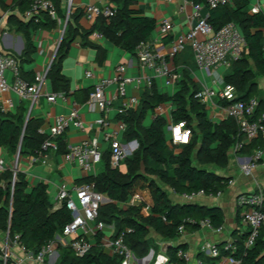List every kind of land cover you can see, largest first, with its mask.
Wrapping results in <instances>:
<instances>
[{
    "label": "trees",
    "instance_id": "trees-1",
    "mask_svg": "<svg viewBox=\"0 0 264 264\" xmlns=\"http://www.w3.org/2000/svg\"><path fill=\"white\" fill-rule=\"evenodd\" d=\"M114 3L113 0H110ZM192 3H203L206 0H190ZM56 9L57 18H52L47 12H41L38 17L24 19L19 14L29 7L28 0H0V9L7 13L6 24L15 28L24 39V48L20 54L9 52L19 60L22 76L26 80H33V76L26 77L22 72V64L30 61V55L35 51L32 32L36 30H52L58 24V19L65 18L63 0H51ZM112 16L105 18L98 16L85 32H98L121 48L134 52L140 41L149 40V35L155 27L154 20L138 15L124 4L115 5ZM249 0H230V2L208 9L207 21L214 30L232 22L239 25L245 42L242 56L231 62L223 81L231 84L236 97L233 100H218L220 106H225L237 100L255 98L258 87L255 74L264 79V12L249 13ZM82 13V12H81ZM71 14L68 17L63 38L59 48L50 63L47 78L54 88L64 86L68 81L61 73V62L68 45L77 35V27L71 23ZM97 60L104 58V50L99 46ZM189 47H185L183 51ZM182 51V52H183ZM181 55V52L179 53ZM177 54L173 59H176ZM188 56H186L188 64ZM190 58L195 64L193 54ZM189 65V64H188ZM190 67V65L188 66ZM177 82L180 85L173 95L160 94L154 84L144 88L139 104L136 108L128 109L118 115L126 123L122 138L125 142L136 140L137 147L124 160L125 169L113 168L110 164V150L102 153V169L95 175L83 178L81 182H93L95 189L101 192L107 201L98 208L96 221L112 225L116 237L123 233L125 244L133 251L137 258L145 257L154 248L150 232L154 231L168 241L180 237L178 227L183 225L184 231L192 233L201 228L200 220L208 219L213 228H219L224 222V214L218 206H207L196 202L172 203L165 189L160 187L151 177L169 187L175 194L191 193L198 190L216 193L223 191L229 183V178L208 170L205 166L223 169L229 161L232 147L243 140L235 120L227 117L220 122L212 121L207 114L205 104L195 98L200 90L188 78L187 68H184ZM258 106L252 119H258L264 113V98H256ZM170 101L172 122L185 121L191 129V139L188 144L172 146L164 133L165 119L156 115L151 123L143 125L147 111L158 106L161 102ZM26 107L20 104L14 113L3 112L0 109V147L8 155H16L19 147V157L31 155L47 138L46 134L39 133L42 121L39 118L28 117ZM264 122V118L262 119ZM58 145L57 153H65L67 144L65 133L54 139ZM260 140H253L244 144L239 152L249 153L259 147ZM174 148L178 149L174 152ZM196 161L198 164H194ZM144 167L150 176L147 178L148 188L153 200L148 215L140 212V207H122L130 193L135 189V183L145 178L140 168ZM13 172L10 168L0 173V231L8 232L9 238L18 235L17 243L27 250L36 253L47 242L61 236L63 227L71 220L70 211L62 205L53 209L48 199L46 185L39 182L28 189L25 175L16 171L12 182ZM264 210V199L261 204ZM164 217V219H163ZM131 228V232H126ZM247 231L234 241L235 250L232 256L240 260V264H264V225L260 228L254 244L251 247L244 245ZM101 231L95 235V243L89 251L81 257L75 256L67 245L57 242L59 255L55 264H120L121 258L108 254L101 245ZM222 254H227L222 245ZM188 250L186 242L170 244L166 248L168 261L166 264H187L185 259L177 256L178 250ZM201 257L203 264H213L214 259Z\"/></svg>",
    "mask_w": 264,
    "mask_h": 264
},
{
    "label": "built area",
    "instance_id": "built-area-1",
    "mask_svg": "<svg viewBox=\"0 0 264 264\" xmlns=\"http://www.w3.org/2000/svg\"><path fill=\"white\" fill-rule=\"evenodd\" d=\"M29 7L22 14L24 19L38 17L41 12H47L52 18H57L56 9L51 0H28ZM67 7L64 19H58V23L62 24L60 35L65 31L68 17L71 13L72 0H66ZM96 1V2H95ZM253 4H249V13L264 12V0H254ZM230 2V0H206L203 3H193L194 12L190 16L191 25L187 32L177 35L168 45L164 53L155 50L150 40L140 41L134 54L138 61L142 73L137 76H127L125 74L127 65L118 64L112 77L102 78L94 83L88 94L86 104L92 109H98L102 115L93 122L96 134L78 144H67V150L62 153L64 159L68 162H75L84 172H91L95 166L101 162L102 149L99 141V133L101 134L109 126L106 118L107 112L112 106L114 99H120L121 104L116 108L118 115L124 114L128 109L134 108L139 104L140 98L129 96L127 94V86L132 84L136 88L141 86L149 87L157 76H163L167 83H175L180 77L177 71L172 70L168 66V62L189 47L192 51L193 58L197 68L210 75L211 68L223 66L228 68L232 61L240 58L244 52L245 42L239 34L235 24L229 22L221 28L214 30L207 21V15L201 13L202 9L216 8L219 5ZM82 14L88 21L94 22L98 16L109 18L116 10V6L110 0H94L93 3L85 4L81 7ZM171 29V23L165 19L159 26L161 34H167ZM94 35L100 36L94 32ZM51 63V61H50ZM50 63L43 71L34 74L33 80H26L21 73L19 60L9 52L0 51V95L7 92L14 93L20 100L30 99L36 101L42 85L47 78V71ZM86 77H93L91 71L85 72ZM8 81H11L9 83ZM115 85L114 92L111 96L106 93L107 88ZM58 97L63 98L62 93H50L46 99L54 102ZM216 97L218 100H233L236 97V91L231 84L223 82L218 89L204 87L196 94L200 102L205 105L207 102ZM219 105V104H218ZM220 106V105H219ZM258 106L256 98L248 100H237L225 106L223 109L225 118L231 117L235 120L239 132L243 134V140L238 141L231 150L238 153L244 144L253 140H260L259 147L252 150L251 155L244 158V162L240 164V170L243 174L249 175L252 170L264 160V114L258 119H252V116ZM13 103L11 99H5V104L0 103V109L6 111L11 109ZM93 124L85 125L81 119L77 107L74 105L67 114L56 116L54 123L49 126L48 130L39 128V133L46 134L47 138L41 143L40 147L29 155L31 163L49 164L48 156L50 152L57 153L58 145L54 140L57 136L62 135L67 129L73 127L79 130H89L93 128ZM126 123L122 119L117 121V130L112 133H104L103 139L108 144L110 150V164L113 168L124 166V160L137 147V141L131 140L122 142L117 137L118 133L123 134ZM169 130V141L172 146H182L188 144L191 139V129L186 125L185 121L177 123L170 122L167 125ZM240 160L241 158H237ZM14 166H8L4 158L0 157V173L10 168L13 172L12 182L15 179L17 155ZM231 181L229 180V183ZM221 191L216 193L198 190L196 192H183L178 194L184 202H193L199 196H208L211 198L219 197ZM105 196L95 189L93 182H81L67 185L62 183L57 192L56 204L53 209H57L64 205L71 213V220L63 227L61 243L57 237L47 242L36 253L27 250L24 246L17 243L18 235L9 238V233L5 232L4 240L0 243V264H23V261L33 264H50L49 258L56 252L57 242L61 245H67L75 256L81 257L86 254L93 245L92 235L105 228H111L112 225H106L104 222L96 221L99 206L105 202ZM264 199V190L260 187L254 192L244 193L237 198L239 205L244 206L245 210L242 216L243 223L247 226V236L244 241L246 247L254 244L260 228L264 225V210L261 204ZM153 204L150 192L142 190H133L127 201L123 203L124 207L135 206L140 207L143 215H148ZM164 219V217H163ZM201 227L219 232L221 227L213 228L209 220H200ZM126 232H131V228H126ZM179 234H183L184 227H178ZM102 246L108 249L111 255H117L121 258L120 264H166L168 255L166 248L169 243H165L161 250L150 258L147 263H142L143 259L137 258L133 251L125 244L123 233L116 237H103ZM12 248H18L22 256L16 257ZM227 254H222L221 248L215 242H203L198 250L204 257L214 259V264H240V260L232 256L235 246L231 242L222 245ZM264 251V250H263ZM177 256L190 261L189 252L179 249ZM195 264H203L201 257L195 258Z\"/></svg>",
    "mask_w": 264,
    "mask_h": 264
},
{
    "label": "crops",
    "instance_id": "crops-1",
    "mask_svg": "<svg viewBox=\"0 0 264 264\" xmlns=\"http://www.w3.org/2000/svg\"><path fill=\"white\" fill-rule=\"evenodd\" d=\"M7 1L9 2V0ZM113 1L114 5H121L125 3L127 8L136 11L138 15L154 20L155 27L149 35V40L152 42L155 50L159 53H164L168 45L177 35L185 33L189 30L191 25L190 16L194 12L193 3L190 0ZM93 2L94 0H72L70 18L72 25L77 27L78 31L73 41H71L68 45L66 55L61 62V73L68 80L66 84L59 88H54L51 81L46 78L37 99L34 102L30 99L20 100L17 96L15 97L12 92L2 94L0 95V103L2 105L5 104V99H11L13 103V107L11 109H7L3 112L14 113L17 107L22 104L26 107V116L28 114V117L41 119L42 124L40 128L47 131L49 126L54 123L56 116L67 114L75 105L85 125H90L93 124L96 118L102 115L98 109H92L86 104L88 94L94 83L102 78L112 77L118 64L127 65L125 71L127 76L134 77L142 73L143 70L140 69L134 52H129L121 48L100 33V36L94 35V32L96 31L89 34L85 33L93 22L85 19L81 13V7L85 4ZM63 6L66 10V0H63ZM201 13L207 15L208 10L204 8L201 10ZM19 15L22 17V14ZM165 19L170 21L171 29L167 34H161L159 26ZM61 27L62 24L58 23L52 30L39 29L32 32L35 51L32 55H30V61L22 64V72L26 77L33 76L36 72L43 71L46 66H48L55 54L56 46L60 39ZM12 29L13 30L10 31L8 29V31H5L2 35H0V40H2L3 44H0V51L15 52L20 54L24 48V39L23 36L15 30V28L12 27ZM94 46H99L105 52L104 58L101 62L97 60V49L94 48ZM184 53V51H181V55L179 54V57L177 56L176 59L168 62V66L172 70L181 74L182 70L187 68L188 78L191 82L197 84L199 89L204 87L218 89L222 85L224 82L223 75L227 72L228 68H225L222 71H220L218 67L214 68V74L212 70L210 71L212 79H206L205 82V80H202V78L198 75L197 69L199 68H197L196 64L193 63V65L189 68L186 66L188 64L186 56L183 55ZM86 71H91L93 73V77H86ZM153 84L158 93L167 94L169 96L179 90L181 85L178 82L172 84L167 83L165 77L163 76L155 77ZM168 85H171V88ZM144 88L147 87L141 86L140 88H136L130 84L127 86V94L129 96L141 98V93ZM114 89L115 85L107 88V95L111 96ZM50 93H62L64 97H58L54 102H50L46 99V96ZM120 104V99H114L110 110L107 114H105L107 120L109 121V126L102 131L101 134L99 133V141L103 152L108 149V144L104 139L102 141L101 137H103L104 133H112L117 130L118 119L116 108ZM172 108L173 106L170 101L161 102L153 109V111H147L143 120V125H149L153 118L156 115H159L165 119V133L166 126L172 122ZM205 108L207 110L208 117L212 121L220 122L225 119L223 109L218 105V99L216 97L211 98L205 105ZM96 133L94 124L93 128L89 130H79L71 127L65 132V142L68 145L78 144ZM117 137L120 141L125 142L122 138V134L118 133ZM251 152H238L234 155L229 153V156H233V159L231 158L228 161L227 166L218 174L229 178L231 182L228 183L219 197L211 198L208 196H199L193 201L202 205L218 206L221 208L224 214V222L221 226V230L216 232L206 227H201L199 230L192 233L184 232L176 241L165 242L166 244L186 242L188 244L187 252H189L191 256V259L187 262V264H195V258L198 256L199 247L203 242H215L218 245H223L227 242L234 243L235 240L247 231V226L242 220L244 206L238 204L237 198L244 193L256 191L258 187L264 190V160L261 161L249 175L243 174L240 170V164L244 162V158L251 155ZM0 157L4 158L8 166H12L10 161H7V159H9L7 151L2 147H0ZM238 157L241 159L238 160ZM48 160L49 164L31 163L29 155L20 156V158L17 159L16 169L25 175L28 182V189L32 188L39 182H43L46 185L48 199L53 205L56 204L58 188L62 183H66L68 186L73 183H79L83 178L95 175L102 169L101 164L100 169L98 168V165H96L93 171L84 172L75 162L66 161L62 153L50 152ZM124 167L125 166H122L121 169L124 170ZM142 191L146 193L149 192L147 187H143ZM172 197L175 199V202H184L180 196L174 192ZM106 201L107 198H105V202ZM121 206L124 207L123 204H121ZM101 233V239L103 237L109 238L114 233V230L111 228H105L101 231ZM95 235H92L93 244L95 243ZM4 237V233L0 231V243L4 240ZM57 239L61 243L65 240L59 236H57ZM100 242L102 245V240H100ZM162 246L159 247L157 251H153V249H151L152 251L150 250L145 257L139 259H143L142 263H147L152 256L161 250ZM104 250L110 254L108 249L104 248ZM12 251L16 257L22 256V253L18 248H12ZM58 255L59 249L56 247V252L49 258V263L55 264ZM212 261L214 264L215 260ZM23 264L33 263L23 261Z\"/></svg>",
    "mask_w": 264,
    "mask_h": 264
},
{
    "label": "rangeland",
    "instance_id": "rangeland-1",
    "mask_svg": "<svg viewBox=\"0 0 264 264\" xmlns=\"http://www.w3.org/2000/svg\"><path fill=\"white\" fill-rule=\"evenodd\" d=\"M255 1L254 0H250V4H253ZM6 20H7V13L6 12H3L1 9H0V35H2L5 31H8V29H9V31L10 30H13L12 29V27H10V26H8L7 24H6ZM0 44L1 45H3L2 44V40H0ZM191 50V49H190ZM188 48H186V50L184 51L185 53L183 54V55H185V56H188L189 58H188V64L190 65V66H192L193 65V62H192V60H191V58H190V54H191V52L192 51H190ZM219 68V70L220 71H222L223 69H225V67H223V66H219L218 67ZM211 70H212V72H213V74H214V68L212 67L211 68ZM197 73H198V75L202 78V80L204 79L205 80V82H206V79H208V80H211L212 79V76L211 75H208V74H206L205 72H203L202 71V74L204 75V77H203V75L201 74V71L199 70V69H197ZM207 80V81H208ZM255 82H256V85H257V87H258V91H257V93L255 94V98H264V79L261 77V76H259V75H257V74H255ZM9 83H11V81H8ZM170 88H171V85H168ZM14 94V93H13ZM14 96L16 97V95L14 94ZM165 134H166V137H168L169 138V130L167 129V126H166V128H165ZM101 140L103 141V137H101ZM174 150V152H177L178 151V149H176V148H174L173 149ZM230 154L231 155H234L235 153L233 152V150H231L230 151ZM8 158V157H7ZM20 157H17V159H19ZM233 159V156H229V160L230 159ZM16 159V155H9V159H7V161L9 160L10 161V163L12 164V166H14L15 165V160ZM194 164H198L196 161H194ZM98 168L100 169L101 168V162H99L98 164ZM208 170H212V171H214V172H216V173H219V172H221L222 171V169H219V168H216V167H213V166H211V165H206L205 166ZM125 168V167H124ZM140 171H141V174H143L144 176H145V178H143V179H139V180H137L136 181V187H135V190H143V187H146V182H147V178H149L150 176L148 175V173L146 172V169L144 168V167H141L140 168ZM152 179H154L155 180V182H157L158 183V185L160 186V187H162L163 189H165V191L167 192V194H168V196H170L169 197V200L172 202V203H175V199L172 197V194H173V191H171L170 189H169V187H167L166 185H164L163 183H161L159 180H158V178L157 177H151ZM244 210H245V208H243ZM150 237H151V240L153 241V247L154 248H152L153 249V251H157L158 249H159V247H161L165 242H167L168 240H166L164 237H162L161 235H159L158 233H156V232H154V231H151L150 232ZM177 240V239H176ZM176 240H174V241H176ZM104 248V247H103ZM152 251V250H151Z\"/></svg>",
    "mask_w": 264,
    "mask_h": 264
},
{
    "label": "water",
    "instance_id": "water-1",
    "mask_svg": "<svg viewBox=\"0 0 264 264\" xmlns=\"http://www.w3.org/2000/svg\"><path fill=\"white\" fill-rule=\"evenodd\" d=\"M235 26H236V29H237V31L239 32V34L243 37V33H242V31H241L239 25H235ZM62 38H63V33H62L61 36H60V39H59L58 44H57V46H56L55 53H56V51H57L58 48H59V45H60V42H61ZM54 56H55V54H54ZM54 56L52 57L51 62H52ZM27 120H28V114H27V116H26L25 123L27 122ZM19 147H20V144H19V146H18V151H17V153H16L17 157H19Z\"/></svg>",
    "mask_w": 264,
    "mask_h": 264
}]
</instances>
